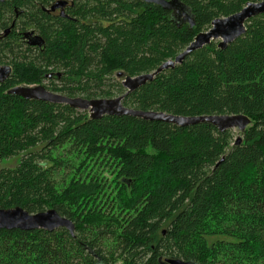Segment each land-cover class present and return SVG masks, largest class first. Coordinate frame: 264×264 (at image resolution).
Returning a JSON list of instances; mask_svg holds the SVG:
<instances>
[{"label":"trees","instance_id":"1","mask_svg":"<svg viewBox=\"0 0 264 264\" xmlns=\"http://www.w3.org/2000/svg\"><path fill=\"white\" fill-rule=\"evenodd\" d=\"M55 1L0 3V65L12 69L0 84V164L19 157L0 168V209H54L75 229H0V264H264V14L225 49L212 42L123 99L183 117L247 116L239 145L211 124L93 120L8 93L43 85L111 98L116 73H151L213 20L262 0H179L188 20L139 0H68L71 19L50 18L41 8ZM31 30L41 50L21 41Z\"/></svg>","mask_w":264,"mask_h":264},{"label":"water","instance_id":"2","mask_svg":"<svg viewBox=\"0 0 264 264\" xmlns=\"http://www.w3.org/2000/svg\"><path fill=\"white\" fill-rule=\"evenodd\" d=\"M5 0H0V3ZM147 4H153L161 7L166 11L173 13L174 17H183L188 20V10L179 0H139ZM67 4L65 0L57 1L51 11L63 8ZM264 14V0L257 3H247L239 12L230 16L217 18L211 22L207 31L197 34L192 42L173 60H167L162 63L156 70L151 73H144L138 76H128L123 72L115 74L117 81L125 90L123 95L115 98L84 99L80 97H67L58 93L48 91L43 85L25 86L19 85L9 89V94H14L26 100H38L52 104H65L79 111L88 112L93 120L103 116H130L140 118L144 121H157L178 127H188L197 124H211L219 131L224 132L233 130L240 135L251 124V120L244 115H210L183 117L163 112L141 111L126 107L123 105V99L131 92L144 86L146 83L153 81L159 73L173 69L176 65L181 64L193 52L210 45L212 42H218L219 49H225L227 45L234 42L246 32V23L259 15ZM191 26L193 23H190ZM10 32L7 29L4 33L6 36ZM12 69L7 65H0V84L4 83L11 75ZM241 142L240 136L236 144ZM59 228H65L71 235L74 233V224L65 217L60 216L56 210L48 209L44 212L30 214L20 207L12 209H0V229L35 231L44 230L52 232ZM166 264H194L185 262L180 259H166Z\"/></svg>","mask_w":264,"mask_h":264},{"label":"flooded vegetation","instance_id":"3","mask_svg":"<svg viewBox=\"0 0 264 264\" xmlns=\"http://www.w3.org/2000/svg\"><path fill=\"white\" fill-rule=\"evenodd\" d=\"M59 0H56L47 8H41V10L48 15L50 18H62V19H71V17L66 13V10L69 7H72L71 3L68 0L67 4L61 9H56L55 11H51V7ZM10 33V32H9ZM27 46L34 48L35 50H41L42 46L44 45L45 40L36 32V31H29L25 33L24 37L21 40ZM51 92V91H50Z\"/></svg>","mask_w":264,"mask_h":264},{"label":"rangeland","instance_id":"4","mask_svg":"<svg viewBox=\"0 0 264 264\" xmlns=\"http://www.w3.org/2000/svg\"><path fill=\"white\" fill-rule=\"evenodd\" d=\"M115 82H117V81H116V78L113 77V81L111 80V81H109V82L106 84V85H107L106 88L110 89V91L112 92V96H111V98H115V97H117V96L120 95V93H118V90H117L115 87H113V86L115 85ZM44 84H45V85H46V84L48 85V82L46 81ZM120 85H121V84H120ZM121 87H122V86H121ZM122 89H123V87H122ZM123 90H124V89H123ZM124 91H125V90H124ZM77 97L82 98L80 95H77ZM99 98H103V97H99ZM234 135H235V139H237V138L239 137V135L236 134L235 131H234ZM18 161H19V157L11 158V159H9V160H7V161L2 162V163L0 164V168L14 167V166L17 165Z\"/></svg>","mask_w":264,"mask_h":264}]
</instances>
